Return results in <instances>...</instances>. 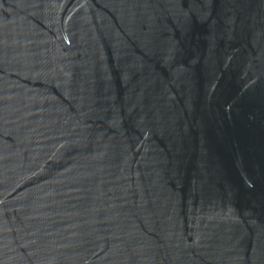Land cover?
I'll return each instance as SVG.
<instances>
[{"label": "water", "instance_id": "water-1", "mask_svg": "<svg viewBox=\"0 0 264 264\" xmlns=\"http://www.w3.org/2000/svg\"><path fill=\"white\" fill-rule=\"evenodd\" d=\"M0 264H264V0H0Z\"/></svg>", "mask_w": 264, "mask_h": 264}]
</instances>
